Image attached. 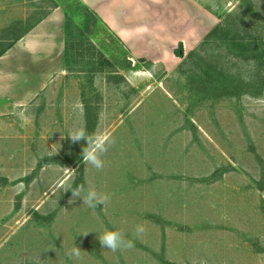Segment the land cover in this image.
<instances>
[{"label":"rangeland","instance_id":"obj_1","mask_svg":"<svg viewBox=\"0 0 264 264\" xmlns=\"http://www.w3.org/2000/svg\"><path fill=\"white\" fill-rule=\"evenodd\" d=\"M55 1L81 22L85 0ZM194 2L216 23L232 13L264 41V0ZM34 3L0 0L7 21L44 12L53 2ZM161 3L172 6L164 10L165 22L189 21L190 11L177 0ZM104 25L97 24L91 39L111 64L90 74L85 59L73 61L34 102L0 117V264H264V189L258 185L264 89L258 96L215 97L200 89L182 58L163 54L165 61L153 63L130 57ZM6 31L2 36H13ZM208 32L191 49L183 47L184 56L196 49L200 57L193 59L204 67L223 58L232 61V72L241 71V61L226 55L223 41L206 38ZM179 42L176 36L167 44L172 54ZM162 49L152 47L151 54ZM85 101L98 114L93 132L115 140L99 171L83 159L62 164L69 131L86 128ZM53 144L61 145L57 153ZM71 151L79 149L72 144ZM58 154L62 161L50 159ZM66 183L94 187L110 199L95 209L82 197L69 203ZM137 225L145 228L140 237ZM105 229L123 231L134 247H102L98 237ZM75 246L78 261L66 255Z\"/></svg>","mask_w":264,"mask_h":264},{"label":"crops","instance_id":"obj_2","mask_svg":"<svg viewBox=\"0 0 264 264\" xmlns=\"http://www.w3.org/2000/svg\"><path fill=\"white\" fill-rule=\"evenodd\" d=\"M37 1L32 0L34 4H38ZM162 1L85 0L102 22L108 24L112 34L127 51L130 50V57L146 58L153 63L165 61L163 54L176 59L175 53L172 54L167 48V44L173 42L176 36L187 51L216 23L213 14L194 0H177L190 11L186 24L182 25L176 18L165 22L167 16L164 10L172 6ZM6 15L0 4V117L12 115L30 105L46 90L54 77L66 73L64 9L61 3L55 7L50 4L44 12L31 10L30 17L29 14L22 18L14 15L15 18L7 21ZM3 17L6 21L2 20ZM133 17L130 25H123L124 21ZM179 28L183 33L176 31ZM3 29L13 36H2ZM10 29L13 33L9 32ZM11 41L13 43L8 45ZM145 42L149 43L144 45ZM156 46L163 49L160 55L153 56L151 48Z\"/></svg>","mask_w":264,"mask_h":264},{"label":"trees","instance_id":"obj_3","mask_svg":"<svg viewBox=\"0 0 264 264\" xmlns=\"http://www.w3.org/2000/svg\"><path fill=\"white\" fill-rule=\"evenodd\" d=\"M48 1L53 2L51 7L58 5L55 0ZM82 5L81 9H79L80 15L82 16L80 23L76 22L74 17L70 15L69 9L63 6L65 67L68 69L73 61L78 62L79 59L81 61L85 59L84 67L86 66V72L92 74L102 70L105 64H111V62L104 53L96 47L91 39L97 24L101 22L104 25V23L90 7L83 3ZM232 15V13L227 14L225 19L217 22L205 37H215L223 41L224 44L222 46L226 50V55L236 56V58L241 61V71L232 72V61H223V58H218L212 63H207L204 67L193 59L195 56L200 57L196 49L190 50L184 56L181 42H179L178 46L174 49V53L176 56L182 58L181 64H188L190 72H193L189 74H196L200 89L204 90L206 93H210L215 97L218 95L235 97H240L242 94H249L252 96L261 95L264 89V41L252 35L243 21H237V16L234 17ZM12 43L13 41L8 45ZM202 44L207 43L204 41ZM8 45L6 47H8ZM6 47L3 51H5ZM139 60L145 62L144 58H140ZM126 62H128V60ZM147 63L151 64L152 62L148 61ZM243 71L247 73V76L242 74ZM85 102V126L87 131L92 133L98 119V114L95 107H92L87 101ZM83 141L77 143L71 142L64 148L66 150L64 153L67 156L66 161H62L59 154L51 156L50 159L57 160L55 158L58 157L64 162L62 163L64 166L72 163L80 164L82 162V149L87 146V144L85 146L82 145L81 142ZM72 144L79 149L77 153L71 151ZM251 148H253L252 145ZM68 152H70V155ZM257 158L262 162V159L258 155ZM258 185L260 188L264 189V175H262L258 181Z\"/></svg>","mask_w":264,"mask_h":264},{"label":"clouds","instance_id":"obj_4","mask_svg":"<svg viewBox=\"0 0 264 264\" xmlns=\"http://www.w3.org/2000/svg\"><path fill=\"white\" fill-rule=\"evenodd\" d=\"M68 138H70L73 143H77L81 140L87 141V146L82 149V159L86 164L91 165L98 171L104 168V160L102 157L115 143V140L110 135L103 132L89 133L85 127H74L69 131ZM60 148V144H53L51 146V151L57 153ZM67 191H71L72 193V199L69 200V203H73L76 198L82 197L83 204L92 209H95L97 205L107 203L110 199L108 194L97 191L94 187H89V189L85 191L83 185L72 188L71 184L66 183L65 192ZM144 232V226L137 225L134 235L140 237ZM98 238L102 247L113 252L117 250H128L134 247L133 240L126 238L124 232L120 230L105 229ZM66 255L69 259L78 261L81 259V250L75 246L67 250Z\"/></svg>","mask_w":264,"mask_h":264},{"label":"water","instance_id":"obj_5","mask_svg":"<svg viewBox=\"0 0 264 264\" xmlns=\"http://www.w3.org/2000/svg\"><path fill=\"white\" fill-rule=\"evenodd\" d=\"M130 62V61H129Z\"/></svg>","mask_w":264,"mask_h":264}]
</instances>
